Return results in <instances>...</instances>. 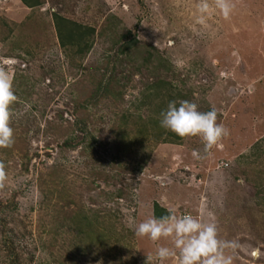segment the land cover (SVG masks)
Instances as JSON below:
<instances>
[{"label":"rangeland","instance_id":"obj_1","mask_svg":"<svg viewBox=\"0 0 264 264\" xmlns=\"http://www.w3.org/2000/svg\"><path fill=\"white\" fill-rule=\"evenodd\" d=\"M33 1L0 0L17 97L0 147V264H156L134 228L169 212L215 222L232 264H264V0H230L227 19L209 0L206 25L199 0ZM55 14L95 28L89 51L61 46ZM182 100L217 110L220 147L156 141L161 111Z\"/></svg>","mask_w":264,"mask_h":264},{"label":"clouds","instance_id":"obj_2","mask_svg":"<svg viewBox=\"0 0 264 264\" xmlns=\"http://www.w3.org/2000/svg\"><path fill=\"white\" fill-rule=\"evenodd\" d=\"M218 14L227 19L232 13L230 0H215ZM212 14L209 0H199L194 13V23L206 25ZM17 97L13 91V77L8 67L0 68V147H9L14 142V129L10 126V106ZM160 126L185 137H199L204 144V152L220 147V141L230 135V130L217 123V110L213 107L207 112L198 110V106L187 100L170 101L160 113ZM198 155V154H197ZM138 238H146L156 244L155 262L165 264H232L235 241H226L218 237L215 222L204 223L191 214L151 217L134 228ZM161 240L171 242V247L161 245ZM146 264H152L147 257Z\"/></svg>","mask_w":264,"mask_h":264},{"label":"trees","instance_id":"obj_3","mask_svg":"<svg viewBox=\"0 0 264 264\" xmlns=\"http://www.w3.org/2000/svg\"><path fill=\"white\" fill-rule=\"evenodd\" d=\"M27 6H36L39 2L33 0H22ZM56 27L58 28L59 42L62 47H79L80 54H84L91 48L90 38L95 33V28L83 26L77 22H74L68 18L55 14ZM157 130L153 133L156 141L159 142H176V139L180 138L174 133L168 132L160 126V123L156 126Z\"/></svg>","mask_w":264,"mask_h":264},{"label":"built area","instance_id":"obj_4","mask_svg":"<svg viewBox=\"0 0 264 264\" xmlns=\"http://www.w3.org/2000/svg\"><path fill=\"white\" fill-rule=\"evenodd\" d=\"M228 165H229V163H225V164H224V166H226V167H227ZM224 166H222V167H224Z\"/></svg>","mask_w":264,"mask_h":264}]
</instances>
